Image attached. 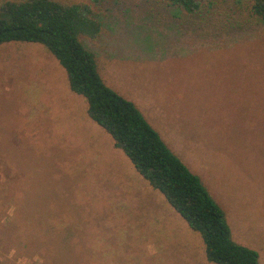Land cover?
Wrapping results in <instances>:
<instances>
[{
  "label": "rangeland",
  "instance_id": "1",
  "mask_svg": "<svg viewBox=\"0 0 264 264\" xmlns=\"http://www.w3.org/2000/svg\"><path fill=\"white\" fill-rule=\"evenodd\" d=\"M61 1L91 5L101 32L81 41L103 82L264 264V22L250 0L191 14L160 0ZM86 109L44 45H0V264H214Z\"/></svg>",
  "mask_w": 264,
  "mask_h": 264
},
{
  "label": "trees",
  "instance_id": "2",
  "mask_svg": "<svg viewBox=\"0 0 264 264\" xmlns=\"http://www.w3.org/2000/svg\"><path fill=\"white\" fill-rule=\"evenodd\" d=\"M101 0H91L95 5ZM189 14L211 0H160ZM249 13L264 22V0H250ZM101 22L91 5L61 0L0 1V45H44L64 68L71 91L84 97L87 115L131 161L138 174L158 190L188 227L198 232L207 261L260 264L258 253L231 237L224 211L199 176L166 145L135 105L102 80L94 53L81 41L98 38Z\"/></svg>",
  "mask_w": 264,
  "mask_h": 264
}]
</instances>
